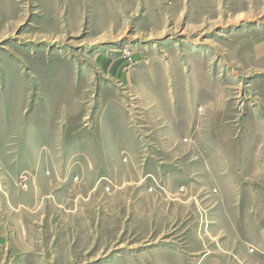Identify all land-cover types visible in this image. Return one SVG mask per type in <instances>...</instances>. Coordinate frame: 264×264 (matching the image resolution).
Listing matches in <instances>:
<instances>
[{"label":"rangeland","instance_id":"1","mask_svg":"<svg viewBox=\"0 0 264 264\" xmlns=\"http://www.w3.org/2000/svg\"><path fill=\"white\" fill-rule=\"evenodd\" d=\"M0 264H264V0H0Z\"/></svg>","mask_w":264,"mask_h":264}]
</instances>
